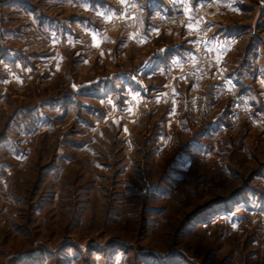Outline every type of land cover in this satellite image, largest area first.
Segmentation results:
<instances>
[{"label":"rangeland","instance_id":"obj_1","mask_svg":"<svg viewBox=\"0 0 264 264\" xmlns=\"http://www.w3.org/2000/svg\"><path fill=\"white\" fill-rule=\"evenodd\" d=\"M78 1L0 0V264H264V0Z\"/></svg>","mask_w":264,"mask_h":264},{"label":"crops","instance_id":"obj_2","mask_svg":"<svg viewBox=\"0 0 264 264\" xmlns=\"http://www.w3.org/2000/svg\"><path fill=\"white\" fill-rule=\"evenodd\" d=\"M121 2V0H119ZM131 1V0H127V3H123L124 7L127 8V13H128V16H126V10L123 9V16H124V22H126V17L128 18L129 22L132 18V10L131 9H128L129 5L128 3ZM137 4V9L136 10H141V11H144V12H155L157 10H169L171 7L175 6V5H179V4H183L186 6V9H187V12H188V15H191V13L193 12V10H197L198 6L204 2V0H134ZM78 2H80V4L83 6L87 5L88 7H91L92 9H94V12H95V8L97 7H100V6H111V2L112 0H79ZM116 2V1H115ZM116 9V8H115ZM135 10V9H134ZM110 11V10H108ZM96 13V12H95ZM115 11H111V12H108V13H104L105 15H103V18L107 17L109 20H110V17L112 18L111 19V22H113V27L116 26V21H114V17L115 16ZM121 14V10L118 12V15L120 16ZM117 15V16H118ZM101 16V15H99ZM114 18V19H113ZM118 18V17H117ZM118 21L120 20L119 18L117 19ZM126 24V23H125ZM189 25H191L192 27L190 28ZM195 26L192 24V23H189L187 21H185L183 23V37H188L190 36L189 34L191 33L192 31V28H194ZM212 26H210L211 28ZM215 27L219 28V29H223L224 28V25L222 23H215ZM227 30L228 28L231 29L230 25L229 26H226ZM238 25H233V29H231V31H236L239 30L238 29ZM224 30L222 31H217L216 33H223ZM174 36L176 35L173 34ZM218 35V34H216ZM239 31L238 33L235 35L236 39L238 38L239 36ZM189 43V39L187 41ZM180 44L181 42L178 41L174 44H162L160 46V48L157 50L156 52V56L157 58H167L168 60H173V59H177L179 58V53H180Z\"/></svg>","mask_w":264,"mask_h":264},{"label":"built area","instance_id":"obj_3","mask_svg":"<svg viewBox=\"0 0 264 264\" xmlns=\"http://www.w3.org/2000/svg\"><path fill=\"white\" fill-rule=\"evenodd\" d=\"M217 11L215 0H205L197 8V15H212ZM188 19L186 6L183 4L175 5L169 10H157L154 12V20L163 32L168 31V25L178 24ZM197 42H204L205 37L200 34L195 37ZM211 60L208 54L202 49H196V53L191 57L188 69L185 73V81L190 84L193 91L203 84L205 80L204 66L210 65Z\"/></svg>","mask_w":264,"mask_h":264},{"label":"snow or ice","instance_id":"obj_4","mask_svg":"<svg viewBox=\"0 0 264 264\" xmlns=\"http://www.w3.org/2000/svg\"><path fill=\"white\" fill-rule=\"evenodd\" d=\"M121 3H127V0H121ZM101 15H105V14H101ZM126 15V14H125ZM189 27L191 28L192 26L189 25Z\"/></svg>","mask_w":264,"mask_h":264},{"label":"water","instance_id":"obj_5","mask_svg":"<svg viewBox=\"0 0 264 264\" xmlns=\"http://www.w3.org/2000/svg\"><path fill=\"white\" fill-rule=\"evenodd\" d=\"M134 248L137 249V250H140L141 249L140 247H137V246H134Z\"/></svg>","mask_w":264,"mask_h":264}]
</instances>
